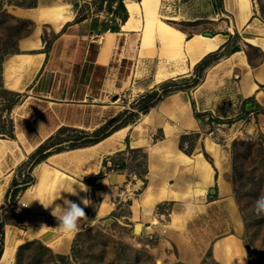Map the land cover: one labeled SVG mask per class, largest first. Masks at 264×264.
Wrapping results in <instances>:
<instances>
[{"label":"rangeland","instance_id":"rangeland-1","mask_svg":"<svg viewBox=\"0 0 264 264\" xmlns=\"http://www.w3.org/2000/svg\"><path fill=\"white\" fill-rule=\"evenodd\" d=\"M122 2L125 4V0H0V139L6 142V152L11 149L0 158V179L10 174L7 193L0 204L4 246L7 224L25 231L35 215H46L40 220L42 224L50 225L51 221L59 224L52 215V208L63 205L65 198L84 208L87 216L80 220L79 231L71 234L69 247L64 251L52 249L41 239L34 238L16 247L11 264H222L221 255L215 251V243L222 240L229 246L238 243L244 250L246 264H264V213L257 214L254 210L256 200L264 195V102L261 103L255 93L245 96L241 88V82L264 59V52L244 41L236 31L224 47L215 51V56H210L209 66L193 67L188 74L156 81L155 74L161 65L169 69L176 67L174 60L150 54L152 47L160 49L161 42L157 38L152 44L150 39H145L152 35L146 36L141 29L129 30L127 35L101 33L106 31L102 30L104 26L122 24ZM252 2L254 15L264 20V0ZM41 5L64 6L73 13V19L60 30H54L47 20L20 12L21 8L35 9ZM160 13L163 19L186 32V36L196 32H229L234 24L233 15L225 11L222 0H162ZM82 16L87 18L80 23V30L75 23ZM64 28L68 33L74 29L78 33L94 30L99 33L93 38L96 45L107 37L104 46L115 56L107 103L117 104L109 108H121L120 117L112 125L125 123L129 128L122 149L110 150L113 153L103 156L99 152L80 163L86 162L87 172H93L96 167L91 177L77 178L79 182L67 172L71 177L63 180L49 177L37 194L35 191L25 194L37 181L39 154L37 149L23 154L14 139L17 138L16 128L22 133L26 124L20 128L23 119H17L21 113L18 105L35 93L31 89L38 77L23 90L11 89L5 82L6 63L14 53L36 51L26 47L25 42L37 37L42 51L49 52ZM81 47L83 50L86 44ZM238 47L246 54L249 65L237 62L231 71H226L228 74L209 78L212 66ZM42 70L43 67L39 68L36 74L40 75ZM261 87L264 91V84ZM175 94L188 103L195 123L193 118L190 125L185 123L184 108L181 114L173 107L174 100L178 99ZM172 95L174 99L168 101ZM32 96L34 101L43 99L36 94ZM72 111L68 110V116H72ZM95 123L86 124L88 127L66 124L72 129L63 131L59 137L63 142L54 140L51 143L56 144L49 149L70 151L71 144L83 140L79 137L86 134L84 130L92 133ZM139 124L142 128L133 136L134 126ZM206 139L216 143L215 152L208 148ZM180 150L191 156L201 151L211 162L214 181L209 188L206 186L205 192L200 191L205 184L202 175ZM20 155L26 157L17 162ZM77 167L68 165L66 168L76 171ZM110 174L115 182L108 184ZM221 176L230 183L239 223L220 189L217 179ZM102 177L106 179L98 183ZM119 177L121 181L116 182ZM136 177L141 178L142 183L135 194L126 198L119 196L120 188L135 182ZM82 182L87 187L84 196L61 190V196L48 209L39 201L52 198L60 188L72 186L78 190ZM168 193L176 197L166 198L164 195ZM160 196L162 199L158 201ZM81 198L88 199L89 204L85 206ZM153 200L156 201L151 204ZM26 201L29 205L24 206L22 202ZM102 205L107 208L105 212H101ZM157 224H162L166 232H161Z\"/></svg>","mask_w":264,"mask_h":264},{"label":"bare ground","instance_id":"bare-ground-1","mask_svg":"<svg viewBox=\"0 0 264 264\" xmlns=\"http://www.w3.org/2000/svg\"><path fill=\"white\" fill-rule=\"evenodd\" d=\"M161 2L162 0H125L128 17L124 22H122L121 29L117 32L118 35H127L129 34V30L141 29L142 33L146 36L150 34L152 35L145 38L146 40L150 39L152 44H154L155 38L161 42L160 49L152 47L150 49V54L152 56L154 54H158L161 57L166 56L167 59L175 61L176 67L174 69H169L166 65H161L155 74L156 81L171 78L176 74H188L190 69L195 67L197 63L201 62L206 55L222 48V46L230 38V33H233L234 24H237V26L241 28V36L243 40L255 42L264 49V20L254 15L252 0H225L226 7L233 13L235 19L233 28L229 32H196L190 36H186V32L182 29L176 27L166 19H163V15L160 13ZM21 9L22 10H20V12L22 14L33 16L41 21L47 20L50 22L54 30H60L65 23L73 19V13L61 5H41L35 9ZM70 38V36H66V44H70ZM25 45H27L26 47L30 46L32 49L36 50V52L14 53L10 56L6 63L5 82L9 88L14 90H23L25 88L28 82L32 80L39 70L43 57L45 56V52L41 50L42 45L40 44L39 37H37L34 41L27 40ZM237 62L238 64L241 63L249 65L247 56L241 48L239 50H235L227 57L213 65L208 71L209 78L214 76L220 78L228 74ZM227 70L228 72H226ZM221 73L222 76H219ZM256 75L257 78L264 81V63L259 66ZM255 86L256 82H252L251 86H247L245 90H248L247 92L250 93L253 91ZM175 95H172L168 101L174 99V97L178 98L174 100L173 107H177L181 114L182 109L184 108L182 119H184L185 123L188 122L190 125V121L186 120V117L190 115L187 104L179 98L178 94ZM18 106L21 113L19 112L17 119L22 120L23 118H21L20 114L27 109V103H19ZM166 106H169V103H166ZM22 126L23 125L21 124L20 128H22ZM141 126L142 125L140 124L134 126L132 132L133 136L135 134L134 132L139 131V128H142ZM128 128V125L121 126L120 128L113 130L108 136L102 138L98 142L72 148V155L68 158V161L65 162V165H78L85 161L87 156L103 151L115 150L117 147L124 144L123 140ZM46 138V132L39 133L34 143H31L29 141L30 139L26 138L22 145L23 152L31 151L34 147L38 148ZM206 142L211 151L215 152L217 150L215 149L216 143L214 141L206 139ZM4 143H6L5 140L0 139V158L6 153L7 147ZM64 152L67 151L59 150L52 152L49 154L47 159L45 158L37 164V181L26 189L25 194L32 191H35L37 194L40 191L42 183L49 177V179L57 177L62 180L66 179L67 176L71 177L66 170L53 165H59V162L64 159V157H61L65 154ZM179 153H181L185 159L189 160L188 162H193L196 170H199L202 175L201 177L203 182L206 184L203 185L204 187L200 188V191L205 192L206 186L212 184L214 181V168L211 162L201 151L195 156L188 155L182 150H180ZM87 173L92 172L88 171ZM118 175L122 176V174ZM105 179L106 177L99 178L98 183H102ZM9 183L10 174L0 179V204L3 202L4 196L7 193ZM79 189L76 190L78 194L84 196V191ZM164 196H166V198L176 197V194L168 193ZM160 199H162V196H160L158 201ZM155 201L156 200H153L151 204H154ZM106 209L107 208L102 205L101 212H105ZM43 216L45 217H38V215L33 216L30 219L28 229L25 231L11 224H7L6 245L4 246L2 254L3 258L0 264H11L16 247L20 243L34 238L41 239L45 244H47V246L58 251H64L65 247H69L71 234L62 232L58 228L59 224L56 222L51 221V223H49L50 225L42 224L43 221L40 220H44V218H46V215ZM137 226L140 228L142 224ZM156 226L161 232H166V229L162 224H157ZM215 251L217 254L221 255L220 261L222 264H246L244 250L238 243L229 246L225 240L217 241L215 243Z\"/></svg>","mask_w":264,"mask_h":264},{"label":"crops","instance_id":"crops-1","mask_svg":"<svg viewBox=\"0 0 264 264\" xmlns=\"http://www.w3.org/2000/svg\"><path fill=\"white\" fill-rule=\"evenodd\" d=\"M222 3L225 11L233 15V13L226 7L225 0H222ZM76 24L81 30V24L78 22H76L75 25ZM91 30L90 32L86 30V33L83 31L82 33H78V31L75 29L72 33L62 30L61 33H58L57 37L54 39L49 52L44 51L45 56L43 57V61L40 66V68L43 67V70L42 72H39L40 75L35 74V76L32 78L33 80L34 78L38 77L37 84L31 89V91H35V93L29 94L27 98L21 102L22 104L27 103V109L21 114L23 118L22 125L25 123L26 124L22 129L23 137L21 135V129L19 132V130L16 128L17 138L14 139L16 142H18V144H20L19 146L21 149L26 138H29V141L34 143L38 134L44 132H46V136L48 138V136L56 131L61 125L63 126L64 124H72L77 126H86V124L96 122L93 127L98 128L108 120L118 115L121 108H109L111 106H117V104L107 103L108 90L112 87L111 70L115 57L114 52L106 50L104 46V43L107 42L106 36L104 38L106 41L103 40L100 42L101 44L96 45L93 38H95V36L99 33H94V30ZM118 31L119 30L113 31L112 29H107L101 33H104V35L107 34L109 36L111 34H116ZM134 31L138 30L134 29ZM236 31H238L241 35V28H239L237 24H234L233 33H230V36ZM66 36L71 37L70 44L65 43ZM99 39L96 41L99 42ZM246 42L261 48L255 42ZM83 43L86 44V47H84L82 50L81 45ZM224 45L222 47H224ZM111 47L113 46L111 45ZM261 50L264 52L263 48H261ZM263 63L264 59H262V62L258 66L254 67L252 74L250 73L249 76H247L244 81L241 82V88L244 92V95L248 96L255 93V97L260 99L261 103L264 102V94L261 95V93L264 92L261 89V85L264 84V81H261L259 78H257L256 72L259 66ZM32 80L28 82L26 86H28ZM252 82H256V86L252 92L247 94L245 89L247 86H251ZM33 94L41 96L43 99H40V101H34L35 98L32 96ZM69 109L73 110L72 116H68ZM189 117L193 118L191 113L188 117H186V120L191 121ZM193 120L195 123L194 118ZM121 147L122 145L117 147L113 152L122 149ZM36 148L37 147H34L31 151L25 152H33ZM9 152H11L10 148L6 153ZM113 152L103 151L100 152L99 155L101 154L100 156H103ZM64 153L65 154L61 156L64 157V159L59 162V165L57 164L58 167L66 170L79 182L80 180L77 178L86 180V178L93 175L92 173L96 170V167H92V173H87L88 168L86 166V162H84L82 165L78 164L76 171L68 170L66 167L71 164L65 165V162L68 161V158H70L72 155V149ZM24 157L26 156H18V159H16L17 162H20L22 159H24ZM113 174H110L109 177H107L109 180L108 184L115 182L111 180ZM117 180L118 181L116 182L121 181V177L117 178ZM217 180L219 181L218 183L220 184L221 191L225 194L229 201V210L235 216L237 223H239V217L235 213L237 208L231 196L232 193L230 183L227 181L225 176H221ZM211 185H208V188Z\"/></svg>","mask_w":264,"mask_h":264},{"label":"trees","instance_id":"trees-1","mask_svg":"<svg viewBox=\"0 0 264 264\" xmlns=\"http://www.w3.org/2000/svg\"><path fill=\"white\" fill-rule=\"evenodd\" d=\"M29 3H31V2H29ZM121 6L124 9V14L121 17V20H122V22H124L127 19V17H128V10H127L126 4H124L123 2L121 4ZM86 18L87 17H84V16L79 17V18L76 19V22L81 23ZM95 21L96 20H94V22ZM107 29L119 30L120 29V25L111 26V27L104 26V28L102 30H107ZM63 30H65V28ZM238 49H240V48L238 47L235 50H238ZM215 54H216V52H212V53L206 55L201 60V62L196 64L195 67H197V66H209L211 64V61H210L211 57L210 56L211 55L215 56ZM194 82H196V80H194ZM166 87H167V85H166ZM119 117H120V113L117 116L113 117L112 119L108 120L106 123H104L100 127L94 129L92 131V133H89L88 130H84V131H86V134L84 136H80L79 137V139H83V140H80L79 142H75V143L71 144L72 145L71 147L73 148V147H76V146H83V145L92 144V143L98 142L102 138L108 136L113 130H116V129L120 128L121 126L125 125V123L123 125H119V126H117V125L113 126L112 125V122L116 121L117 118H119ZM66 129H72V127L67 126V125L61 126L54 134L50 135L49 138H47L43 143H41L39 145V147L36 150V153L39 154V158H38L39 161L38 162H40L41 160L47 158L49 156V154L52 153V150L49 149L50 146H53L57 142H59V143L63 142V139H60L59 137L62 134V132L65 131ZM58 139H59V141H56V143H51V142H55L54 140H58ZM79 139L77 138V140H79ZM4 230L5 229H3L2 226H0V258H1L2 254H3V251H4V239H5V231Z\"/></svg>","mask_w":264,"mask_h":264},{"label":"clouds","instance_id":"clouds-1","mask_svg":"<svg viewBox=\"0 0 264 264\" xmlns=\"http://www.w3.org/2000/svg\"><path fill=\"white\" fill-rule=\"evenodd\" d=\"M79 188L82 191H87V187L84 184L79 183ZM61 190L64 192H67L71 195H78V192L71 186L66 188H60L58 191V194H54L52 198L50 199H39L40 203L48 209L53 205V202L56 198L61 196ZM88 199L81 198V202L87 206ZM24 206H27L29 204H23ZM188 210H191V207L188 206ZM254 210L257 214L264 213V195L260 196L254 205ZM52 215L57 218L59 221L58 228L67 234H74L79 231V222L81 219L86 218V213L84 211V208H82L77 203L69 200L64 199L63 205H56L52 208Z\"/></svg>","mask_w":264,"mask_h":264},{"label":"built area","instance_id":"built-area-1","mask_svg":"<svg viewBox=\"0 0 264 264\" xmlns=\"http://www.w3.org/2000/svg\"><path fill=\"white\" fill-rule=\"evenodd\" d=\"M142 183L141 178L136 177L135 182L131 181L125 184L123 188H120V191H118V195L126 198L127 196H130L131 194H135L136 190ZM22 204H28V202H22Z\"/></svg>","mask_w":264,"mask_h":264},{"label":"water","instance_id":"water-1","mask_svg":"<svg viewBox=\"0 0 264 264\" xmlns=\"http://www.w3.org/2000/svg\"><path fill=\"white\" fill-rule=\"evenodd\" d=\"M2 258H3V257L1 256V258H0V263H1V261H2Z\"/></svg>","mask_w":264,"mask_h":264}]
</instances>
